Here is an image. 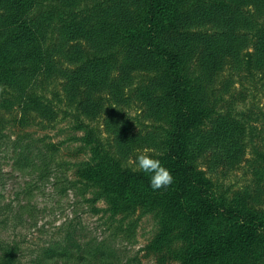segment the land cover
<instances>
[{
  "label": "trees",
  "instance_id": "16d2710c",
  "mask_svg": "<svg viewBox=\"0 0 264 264\" xmlns=\"http://www.w3.org/2000/svg\"><path fill=\"white\" fill-rule=\"evenodd\" d=\"M40 1L46 10L38 9ZM40 1L0 0L1 97L18 98L23 114L53 121V104L36 96V88L40 77H56L68 106L83 119L100 118L112 139L105 143L98 127L78 119L74 128L81 134L72 137L83 158L64 167L54 157L60 143L39 146L41 138L17 139L11 143L12 168L34 178L36 188L52 177L58 194L72 191L93 214L107 219L109 229L135 213L150 215L155 231L141 250L158 264H264V207L217 189L191 158L206 143L229 163L243 158V123L219 116L210 128L201 125L212 115L198 79L207 80L211 61L219 65L226 55L247 63L248 70H264V0ZM74 6L87 11L78 15ZM51 29L63 44L83 39L92 52L86 56L78 50L62 65L60 56L55 59L54 41L48 40ZM194 60L201 64L198 76ZM142 73L148 78L134 95L161 120L157 140L153 131L132 133L128 116L116 108V100H129L124 87L142 79ZM5 137L0 126V146ZM154 140L174 177L167 189L156 191L148 176L125 165L121 148ZM255 172L262 179L264 163ZM81 238L80 230L66 228L32 264H140L135 257L118 258L116 230L94 243L83 244ZM19 258L15 245L0 243V264H20Z\"/></svg>",
  "mask_w": 264,
  "mask_h": 264
},
{
  "label": "rangeland",
  "instance_id": "374dc122",
  "mask_svg": "<svg viewBox=\"0 0 264 264\" xmlns=\"http://www.w3.org/2000/svg\"><path fill=\"white\" fill-rule=\"evenodd\" d=\"M52 3L51 1L50 4ZM37 7L39 10L47 9L45 2L41 1ZM73 9L80 15L87 8L74 6ZM56 19H59L58 14ZM58 33L51 29L48 40L54 41L52 44L56 46L55 59L57 55L60 56L59 61L62 65L67 66L78 50L86 56L92 52V45L90 47L83 39L72 38L67 45L63 44V39L57 35ZM60 49H63L61 53ZM234 60L235 56L226 55L223 63L220 61L219 65L216 60L211 61L213 66L209 67L208 79L199 76L198 80L205 86L206 95L209 97L210 107L207 109L210 110L207 115H212L208 124V119L205 121L203 119L201 125L203 128L207 125L210 128L219 116L233 118L243 123L245 141L240 147L244 153L243 158L238 164L229 163L228 157L217 152V149L209 147L207 143L205 148L191 155V158L217 189L223 190L231 198L240 194L246 202L249 201L253 205L256 204V207L262 208L264 177L260 179L256 176L255 167L259 163H264V70H248L247 63L243 65L244 61H239L238 64ZM192 64L194 67L197 66L195 60ZM200 66L199 62L195 76L201 74ZM145 74L142 73V79L140 77L124 87V95L128 96L129 100L121 103L116 100V108L128 116L132 133L145 134L153 131L157 140L160 134L157 127L162 126L161 120L157 115L149 112L145 102L134 95L138 86L147 80L148 74ZM149 74L154 75L153 72ZM37 85V95H35L47 99L56 110L53 121L48 122L44 119L46 117L34 113L23 114L18 98L1 97L0 94V126L6 134L0 146V243L15 245L20 256V264H32V260L44 246L64 236L66 228L80 230L82 237L80 242L83 244L98 242L116 230V255L119 259L125 261L126 258L135 257L140 260V264H158L155 259L146 257L145 251L141 250L155 231V223L150 215L140 217L135 213L122 226L116 222V229L114 226L109 229L112 225L107 219L102 217L101 213L93 214L79 197L72 194V191H67L63 195L58 194L52 184V177L39 183L36 188L33 186L34 178L32 182L30 175L12 168L11 143L17 139L30 142L41 138L39 146H42V142L60 143L61 149L54 157L55 161L57 160L64 167H68L70 162L83 158L85 155L79 147L80 143L72 137L81 134V131L74 128L78 119L98 127L103 141L111 143L112 134L103 130L100 118L94 121L83 119V116L75 113V110L68 106L60 79L40 77ZM159 93L161 95V92ZM200 129L203 130L201 127ZM116 135L122 140V134ZM155 140L135 147L124 143L127 147L121 146V148L125 153L123 158L125 165L133 168V164L129 161L135 158L137 149L154 148L160 151ZM68 173L70 174L71 171ZM97 205L104 206L102 202ZM130 230L135 234L132 238H127L125 234Z\"/></svg>",
  "mask_w": 264,
  "mask_h": 264
},
{
  "label": "clouds",
  "instance_id": "9594fccd",
  "mask_svg": "<svg viewBox=\"0 0 264 264\" xmlns=\"http://www.w3.org/2000/svg\"><path fill=\"white\" fill-rule=\"evenodd\" d=\"M161 152L154 148L137 149L135 158L129 163L133 164L132 171H140L149 178L153 191L167 189L173 182L171 171L165 167L160 159Z\"/></svg>",
  "mask_w": 264,
  "mask_h": 264
}]
</instances>
